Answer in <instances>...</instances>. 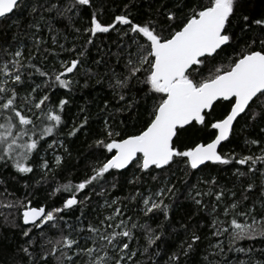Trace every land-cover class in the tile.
I'll list each match as a JSON object with an SVG mask.
<instances>
[{
  "label": "snow or ice",
  "instance_id": "6c2138e0",
  "mask_svg": "<svg viewBox=\"0 0 264 264\" xmlns=\"http://www.w3.org/2000/svg\"><path fill=\"white\" fill-rule=\"evenodd\" d=\"M0 217V264H264V0H0Z\"/></svg>",
  "mask_w": 264,
  "mask_h": 264
},
{
  "label": "trees",
  "instance_id": "16d2710c",
  "mask_svg": "<svg viewBox=\"0 0 264 264\" xmlns=\"http://www.w3.org/2000/svg\"><path fill=\"white\" fill-rule=\"evenodd\" d=\"M105 3H106V7L111 11V10H116V6L117 5H121L122 6V0H105ZM113 36H115V33H113ZM9 38H10V34H9ZM105 41L107 42V38L105 37ZM99 43V41H97ZM49 43H50V40H49ZM70 46V45H69ZM80 83L82 84L83 83V80L81 79ZM61 94H63V90H61ZM104 93L100 91L99 87L97 86L96 88V91H93L92 88H88V89H84L83 91H80L79 89L76 90V92L74 93V102L72 104H70L68 110H67V113H66V119L68 120V123L69 125L71 124V121H72V118L73 116L77 113L78 111V108L81 106V105H84L86 102H87V107L89 108L90 112L93 114V116L95 117V114L97 113L98 109H97V104H100L102 106V100L99 98L101 96H103ZM110 95V93H109ZM93 100L95 102H93ZM96 127V124L94 123L93 124V128ZM83 133H81L80 137L78 138V140H76L72 147H73V157H76L77 155V149H80L81 151L83 150L81 148V145H80V142L81 140H83ZM228 147H233V145H228ZM227 150V149H225ZM237 150H239V148H237ZM72 164H77L79 163L80 165V170L82 172V169H83V166L84 164L87 163V161L83 160V159H80V160H77V159H73ZM38 178V177H37ZM192 182L195 183L196 182V177L193 176L192 178ZM225 179H227V176L224 175L222 176L221 178V183H223L225 181ZM20 191L22 192L23 189L21 188ZM97 191H99V189H97ZM127 194V187H123L119 190H116V189H113L111 190L108 195L110 196H124ZM42 202V201H41ZM101 204L103 203V200L101 199L99 201ZM38 206V205H37ZM179 215L180 213H177V215L175 217H173V219H179ZM2 217H0V222H2ZM5 234H7L10 230L9 229H5ZM208 229L205 228L202 235L203 236H208ZM183 238V237H181ZM171 243V241H170ZM176 243L178 244L179 243V240L176 241ZM207 245V240L204 241V245L203 246H206ZM262 245L257 243L255 245L256 248H259L261 247ZM165 259V257H161V264H163V260Z\"/></svg>",
  "mask_w": 264,
  "mask_h": 264
}]
</instances>
